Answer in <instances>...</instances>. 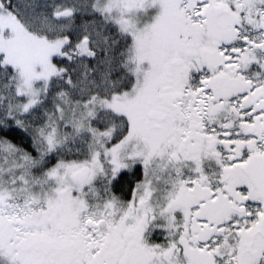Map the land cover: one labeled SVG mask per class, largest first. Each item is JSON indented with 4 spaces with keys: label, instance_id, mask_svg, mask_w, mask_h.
<instances>
[{
    "label": "snow or ice",
    "instance_id": "snow-or-ice-1",
    "mask_svg": "<svg viewBox=\"0 0 264 264\" xmlns=\"http://www.w3.org/2000/svg\"><path fill=\"white\" fill-rule=\"evenodd\" d=\"M0 264H264V0H0Z\"/></svg>",
    "mask_w": 264,
    "mask_h": 264
}]
</instances>
